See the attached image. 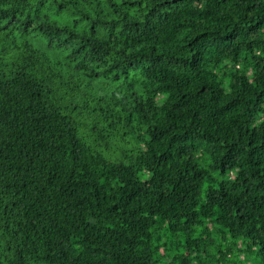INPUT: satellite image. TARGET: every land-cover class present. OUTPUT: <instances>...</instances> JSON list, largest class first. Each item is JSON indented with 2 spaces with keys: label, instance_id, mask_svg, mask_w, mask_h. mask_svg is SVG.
<instances>
[{
  "label": "trees",
  "instance_id": "trees-1",
  "mask_svg": "<svg viewBox=\"0 0 264 264\" xmlns=\"http://www.w3.org/2000/svg\"><path fill=\"white\" fill-rule=\"evenodd\" d=\"M0 264H264V0H0Z\"/></svg>",
  "mask_w": 264,
  "mask_h": 264
}]
</instances>
